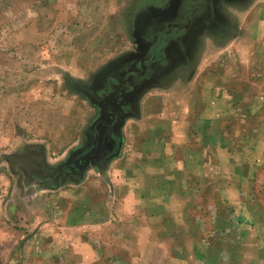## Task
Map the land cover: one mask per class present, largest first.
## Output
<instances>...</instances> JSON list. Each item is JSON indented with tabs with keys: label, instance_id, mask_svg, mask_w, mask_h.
<instances>
[{
	"label": "rangeland",
	"instance_id": "rangeland-1",
	"mask_svg": "<svg viewBox=\"0 0 264 264\" xmlns=\"http://www.w3.org/2000/svg\"><path fill=\"white\" fill-rule=\"evenodd\" d=\"M159 1L0 0V264H73L69 251L91 249L100 254L91 264H226L214 256L217 245L236 255L228 264H264V32L219 47L188 78L149 89L104 168L63 173L96 116L83 86L133 50L136 13ZM236 77L246 82H226ZM202 119L205 130H196ZM200 135L215 138L204 150L215 160L200 168L208 175L201 210L192 191L180 195L185 171L167 157L195 166ZM227 186L233 214L214 215L207 206ZM181 201L195 208L180 216ZM199 216L230 220L217 222L216 244L194 241L209 235ZM195 249L206 254L200 262Z\"/></svg>",
	"mask_w": 264,
	"mask_h": 264
},
{
	"label": "flooded vegetation",
	"instance_id": "flooded-vegetation-1",
	"mask_svg": "<svg viewBox=\"0 0 264 264\" xmlns=\"http://www.w3.org/2000/svg\"><path fill=\"white\" fill-rule=\"evenodd\" d=\"M264 32V0H164L145 5L132 23L133 50L100 69L83 86L96 110L85 145L72 155L80 177L104 168L122 146L121 129L137 114L149 89L175 77L188 78L209 55L230 41Z\"/></svg>",
	"mask_w": 264,
	"mask_h": 264
},
{
	"label": "crops",
	"instance_id": "crops-1",
	"mask_svg": "<svg viewBox=\"0 0 264 264\" xmlns=\"http://www.w3.org/2000/svg\"><path fill=\"white\" fill-rule=\"evenodd\" d=\"M237 78L238 77H236L234 79H231V78L227 79L226 82L227 83H237V82L238 83H243V82H246L243 78L242 79H237ZM231 93H233V96H235L236 98L237 97L239 98V93L238 92H231ZM238 102H241V101H238ZM207 111H208L207 107H202L200 109V111L198 112L199 113L198 116L201 115V117H204L207 114ZM226 115H227V113H226ZM199 121H201V122H199ZM199 121L197 120V122H196V130H197V128H199V130H200V128L201 129L203 128L202 130L204 131L205 130L204 129L205 127H203L204 126V120L202 119V120H199ZM202 123H203V125H201ZM200 126H202V127H200ZM259 127H260V125L257 128L260 129ZM207 129H215V127H211V128L207 127ZM223 137L227 138L226 136H223ZM223 137H221V140L218 143L220 144L221 147H227L228 148L227 144L225 145V143H224ZM211 140L206 138L204 135H200V138L196 139L197 148L200 149V152H199V154H195L194 157H191V158H193L192 161L195 162V166H192V167L188 166L189 164H187V162H186L188 159H186V161H185V159H183L185 156H182L180 158V157L173 156L171 154L167 155L168 160L172 161V163H175L176 168H178V169H175L176 172L180 171V170H183L182 172L185 171L184 172L185 175L183 177V181L185 183V187H184L183 190L181 189L180 195H183V194H186L189 191H192V193L194 195V198L196 200L195 202L190 201L187 204H186L185 201H181V208H179V210H181L180 211V216L181 215L182 216L185 215V212L183 213V211H187L189 208H191L193 206V205H191L192 202H193L194 206L196 205V207L199 208V210L202 209V206H200L199 202H200V199L202 198L201 197L202 194L204 193V186H203V182L202 181L204 179V175L206 174V172L202 171V169H200V168L202 167L203 162L205 163L204 165H208V163L210 165V164H212L213 160H215L213 155L204 153L205 147L208 146L209 144L212 145L213 144V140H215V138H213V139L211 138ZM190 168L194 172L195 178L196 179L197 178L200 179L199 184L198 183L194 184V185L192 184V179H193L192 174L193 173L190 175V172H191V171H189ZM198 169H199V171H198ZM180 174H182L181 171H180ZM170 175L174 176L173 171L171 172ZM170 175L168 176L169 177V181H167V184H168L167 185V195H169L171 193V190H173V188H174V185H172V180H173L172 178L173 177H171ZM199 176H201V178ZM206 176H208V175L206 174ZM213 176L214 175L212 174L211 177H213ZM230 190H232L230 186H227L223 190L218 191V193H217V191L215 189V191L213 193V195L215 196L213 198V203H211L210 205L207 206V210L208 211L211 210L210 212L213 213L214 215H217V212H220L221 210H224L223 212L227 213L228 216H230V214H233V210H232V207H231V204H232L233 201L227 195V192H229ZM197 201H199V202H197ZM193 208H195V207H192V209ZM212 210H213V212H212ZM170 211L171 210L167 211V214H168L167 219L171 218L170 216H172V213H171L172 211L171 212ZM169 212H170V214H169ZM241 215L242 214L239 213L238 219L240 218V220H241L240 222L242 224H244V225L245 224L247 225V222H249V220L248 219H243L241 217ZM199 218L202 219V222L204 223V229L202 231H208L209 235L201 233L203 236L198 237L199 234L197 233L196 234L197 236L194 237V241H203V244L206 243V242H210V241H212V242H215V240L218 241L217 238L220 235H219L218 232H216L217 230L215 229V227H217V222H218V224L223 222V220H225L227 222H230L229 219H227V220L226 219H219L217 221V219H215V217L213 218L211 216H210L209 219H204V218H202V216H199ZM235 226H236V224H235ZM228 235H230V234H228ZM215 244H216V242H215ZM57 245L58 244L56 243L55 246H57ZM204 245L206 246L207 244H204ZM214 246H212V248ZM217 246L218 247L216 249L214 248V250L216 252L214 256H216L217 258H223V259L226 258L227 260L224 261V262H226V264L229 263L230 259H232V258L235 259L236 255H234V253L230 252L229 249H227V251H224L223 249H221L220 245H217ZM209 249H211V247ZM77 251H79V252H77ZM69 252L71 254L70 255L71 258L74 261L73 264H91L92 262L97 261V259L99 258L98 256L100 255L98 251H95L93 249H91L87 254L84 253L85 255L81 254L80 250H76L75 252H72V251H69ZM193 253H194V256H195L194 258L198 262H200V260L203 259L205 257V255H206L205 252L203 250H200V249H195L193 251ZM242 255H243V257L246 256L244 249H243V253L241 254V256ZM257 258L264 259V252H263V254L262 253L257 254ZM202 262H203V260H202ZM261 262H263V261H261Z\"/></svg>",
	"mask_w": 264,
	"mask_h": 264
}]
</instances>
